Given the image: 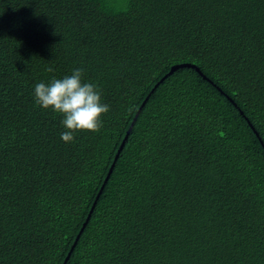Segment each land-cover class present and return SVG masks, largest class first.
<instances>
[{
  "label": "trees",
  "instance_id": "16d2710c",
  "mask_svg": "<svg viewBox=\"0 0 264 264\" xmlns=\"http://www.w3.org/2000/svg\"><path fill=\"white\" fill-rule=\"evenodd\" d=\"M78 67L110 110L65 143L34 86ZM69 251L264 264V0H0V264Z\"/></svg>",
  "mask_w": 264,
  "mask_h": 264
},
{
  "label": "clouds",
  "instance_id": "9594fccd",
  "mask_svg": "<svg viewBox=\"0 0 264 264\" xmlns=\"http://www.w3.org/2000/svg\"><path fill=\"white\" fill-rule=\"evenodd\" d=\"M46 71L54 69L49 67ZM83 75L84 69L78 67L70 75L34 86L35 104L62 116L60 124L65 131L60 137L65 143L73 142L76 132H99L103 126L101 118L110 110L109 105L102 102L98 85L83 81Z\"/></svg>",
  "mask_w": 264,
  "mask_h": 264
},
{
  "label": "water",
  "instance_id": "95a60500",
  "mask_svg": "<svg viewBox=\"0 0 264 264\" xmlns=\"http://www.w3.org/2000/svg\"><path fill=\"white\" fill-rule=\"evenodd\" d=\"M182 66H189V67H192V68L194 67L196 70H198V68H197L194 64H191V63H180V64H175V65L171 66L170 70H169V71H168V72H167L162 78L159 79V81L155 84V86H156L159 82H161V81H162V80H163L168 74L172 73L176 68H178V67H182ZM152 90H153V89H152ZM147 98H148V96H146V98L143 100V102H142L141 105L139 106L137 112H136L135 115H134V118H133L131 124L129 125V127H128L127 131H126V132H127L126 134H128V133L130 132V129L132 128V125H133V121L136 119L139 110L143 107V105L145 104ZM240 113L242 114L243 112L240 111ZM244 118L247 120L248 124H249V125L251 126V128L254 130L255 134L258 136L260 142L262 143L261 138H260L259 135H258V132L254 129V127H253V125L251 124V122L249 121V119H248L246 116H244ZM126 138H127V135L123 138V140H122V142H121V144H120L119 149L123 146V144H124ZM114 159H116V156H115ZM113 164H114V163H112L111 167L109 168V171H108V173L106 174V176H105V178H104V182H103V184L101 185V187H100L98 193H97L96 196H95V199H94V201H93V203H92V206H91V208H90V210H89V213H88L87 216H86V219H85V221H84V223H83V225H82L80 231L83 229V227L86 225V222H87L88 219L90 218V215H91V212L93 211L94 205H95L96 201L98 200L99 194L101 193V189L103 188L104 183L106 182V180H107L108 177H109L110 172L112 171ZM80 231H79V232H80ZM79 232H78V234H77V237H78L79 234H80ZM73 246H74V245H72V247L70 248L71 250L73 249ZM71 250H70V251H71ZM70 251L68 252V254L66 255V257L64 258V261L62 262V264H65V262L67 261L69 255H70Z\"/></svg>",
  "mask_w": 264,
  "mask_h": 264
}]
</instances>
